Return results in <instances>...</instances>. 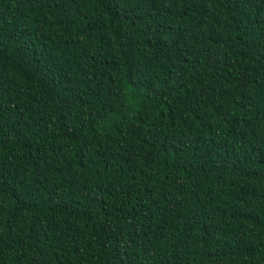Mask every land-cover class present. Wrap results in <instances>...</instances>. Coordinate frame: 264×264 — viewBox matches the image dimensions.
<instances>
[{
	"label": "trees",
	"instance_id": "16d2710c",
	"mask_svg": "<svg viewBox=\"0 0 264 264\" xmlns=\"http://www.w3.org/2000/svg\"><path fill=\"white\" fill-rule=\"evenodd\" d=\"M0 264H264V0H0Z\"/></svg>",
	"mask_w": 264,
	"mask_h": 264
}]
</instances>
